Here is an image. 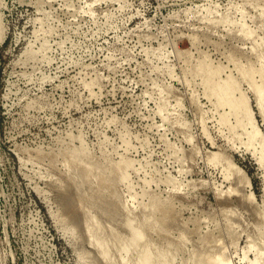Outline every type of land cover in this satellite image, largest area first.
<instances>
[{
	"label": "rangeland",
	"instance_id": "1",
	"mask_svg": "<svg viewBox=\"0 0 264 264\" xmlns=\"http://www.w3.org/2000/svg\"><path fill=\"white\" fill-rule=\"evenodd\" d=\"M0 25V264L107 263L85 191L174 264H264V0H0Z\"/></svg>",
	"mask_w": 264,
	"mask_h": 264
},
{
	"label": "bare ground",
	"instance_id": "2",
	"mask_svg": "<svg viewBox=\"0 0 264 264\" xmlns=\"http://www.w3.org/2000/svg\"><path fill=\"white\" fill-rule=\"evenodd\" d=\"M2 27L0 25V42L3 40V35H2ZM253 89V88H252ZM254 90V89H253ZM255 92V90H254ZM227 94H224V99H227ZM255 98L257 101H259V96H258V93H255ZM259 103V102H258ZM260 104V103H259ZM253 129L255 132H257V129L256 127L253 126ZM229 161V160H227ZM259 162L262 163L263 161L261 159H259ZM234 164V163H233ZM231 166V165H230ZM235 167V166H234ZM238 168V167H237ZM230 170H234L232 168H229V171ZM235 170H236V167H235ZM72 171V170H71ZM74 171V170H73ZM71 172L72 173V177L74 176L73 173L74 172ZM78 171V170H77ZM240 171V170H239ZM238 171V172H239ZM78 175L80 174V171H78ZM233 173V172H232ZM242 173V172H241ZM75 174V173H74ZM77 174V173H76ZM75 174V176H76ZM247 175V174H246ZM243 176H244V173H243ZM82 177V175H81ZM95 177V176H92V178ZM79 177H76V180L75 178H73L75 180V182H73V186L76 184V188H79L78 190H83L85 191V188H87V183L86 181H83V183L85 182L86 185H84L85 187L81 186V183H82V180H78ZM96 178V177H95ZM249 178V177H248ZM73 180V181H74ZM91 180V179H90ZM89 180V183H91ZM72 181V180H71ZM79 181L81 182L79 184L80 187L77 186V184L79 183ZM95 181V180H93ZM97 181V180H96ZM250 181V179H249ZM82 183V185H83ZM94 184H89L91 186H95V183L96 182H93ZM247 183V181H246ZM248 184V183H247ZM246 184V185H247ZM244 185V186H246ZM84 188V189H83ZM75 189V188H73ZM90 190V188L88 187L87 190ZM95 188H93V191H94ZM217 189V188H216ZM92 190V189H91ZM91 190L89 191L91 195ZM77 192L74 191L76 193V195H78L80 192ZM82 191V192H83ZM96 191V190H95ZM217 191H220V190H217ZM86 192L88 191H85L84 193H80L79 195L81 194H84L86 195ZM97 192V191H96ZM222 192V191H221ZM97 193L94 192V196L96 195ZM220 194V193H219ZM218 194V195H219ZM78 195V196H79ZM83 195V196H84ZM98 195V194H97ZM94 197L92 195V200L90 202V196H87L84 197L85 199L87 198L89 201H88V205H90V207L87 205V201L84 199L83 201H85L84 203H86V205L84 203H82V198L78 197L77 198H80L81 200L79 201L76 197V200H77V206H78V203H81L82 205V208H80L81 206L79 205V213L77 214L79 217H78V220H79V224L81 225V222L80 221H84V225L82 224V227L85 228V231L87 232L88 234V239H89V242L95 246L96 248H94L95 250L97 249V251L99 252V255L102 256V259H104L107 263L105 264H174L173 263V260H174V254L175 252H172L170 249H165V247L163 245H160L158 244L157 242L156 243H153L152 239H149V238H152V237H149V238H146V234H147V227H146V224L145 222H143V220H140L138 218V216L136 215V213L131 209L129 208V206H124L125 204H123L121 206V208H119L121 211H116L117 212H121L122 215L124 216V218H122L123 220H121V222L119 224H111V223H114L115 221L118 222L120 221V219L118 217H120V215L118 216L117 214V218H118V221H117V218L115 217L114 214H112L114 216V218L112 216L113 219H116L115 221L112 220V218L108 217L107 213L103 215L102 211H100L99 207L102 208L101 206H99V202H97L100 198L97 197ZM221 195V194H220ZM82 196V197H83ZM103 197V196H102ZM101 197V199H103ZM97 199V201H96ZM252 199V198H251ZM75 200V201H76ZM105 200V199H104ZM100 201V200H99ZM106 201V200H105ZM90 202V203H89ZM102 203V200L100 201ZM105 203V202H104ZM108 203V202H107ZM103 204V203H102ZM109 204V203H108ZM71 205V203H70ZM74 205V204H72ZM105 205H107L105 203ZM86 206V208H85ZM99 206V207H98ZM108 206V205H107ZM113 206V205H112ZM72 207V206H71ZM111 207V205H110ZM107 208V207H106ZM109 208V207H108ZM107 208V209H108ZM112 208V207H111ZM70 209V207H69ZM105 209V208H104ZM113 209V208H112ZM114 209V210H115ZM103 210V208H102ZM106 210V209H105ZM104 210V211H105ZM114 210H112L113 212H115ZM73 211V210H72ZM71 211V212H72ZM75 211L77 212V210L75 209ZM103 211V212H104ZM111 211V210H110ZM107 212V210H106ZM111 212V213H113ZM69 213V212H68ZM74 213V212H73ZM72 213V215H73ZM102 216V218H107L108 220L110 221H113V222H108L106 221L105 219V222L107 223V227H105L104 225H102L101 223V220L100 219ZM107 216V217H106ZM71 217V216H70ZM122 217V216H121ZM110 218V219H109ZM74 219V218H73ZM76 220V223H78ZM104 220V219H103ZM72 222V221H71ZM75 222V221H74ZM104 222V221H102ZM104 222V224L106 225V223ZM74 224V223H73ZM123 226H122V225ZM114 227H112V226ZM121 228H119L120 226ZM67 226V225H66ZM71 226V225H69ZM182 226V225H180ZM79 227V226H78ZM74 228V227H73ZM153 228V227H152ZM176 228V227H175ZM179 228V227H178ZM181 228V227H180ZM70 229H72V227H70ZM122 229V230H121ZM180 230V229H179ZM178 230V233H179V240L181 241H185L186 239H183L184 237H187V236H184L186 234L183 233V236H182V232H179ZM185 232V228L182 230ZM186 233V232H185ZM148 237V236H147ZM178 237V236H177ZM181 237V239H180ZM183 237V238H182ZM180 241V242H181ZM184 243V242H183ZM184 245V244H183ZM178 246V245H176ZM182 246V245H181ZM256 246V245H255ZM254 246V247H255ZM250 247H253V246H250ZM252 248V249H255V248ZM183 248V247H182ZM185 249V247H184ZM187 249V247H186ZM217 250V249H216ZM256 250V249H255ZM258 252H260L259 254H261L262 252L260 251V249H258ZM257 255H258V252ZM191 251V250H190ZM210 251V250H209ZM222 251V250H221ZM97 252V253H98ZM193 252V251H192ZM208 252V250H207ZM206 252V253H207ZM213 252V250H212ZM209 253V252H208ZM223 252H213V253H209L210 255H206L205 252L203 253L201 250L199 253H192L193 255V258L191 259V261L193 260L192 263L194 264H231V262H229L228 260H226L224 258V256L222 255ZM117 256L116 258L114 256ZM256 255V254H255ZM256 255V257L254 258L253 257V261L250 262V264H261L263 263L262 261H260V255L259 257ZM264 255V253H263ZM177 256V255H176ZM175 256V257H176ZM99 257V256H98ZM191 257V256H190ZM247 257V256H246ZM118 258V259H117ZM262 258V256H261ZM100 261H101V257H99ZM263 259V258H262ZM113 260L114 263H110L111 261ZM183 260V259H182ZM188 260V259H186ZM264 260V259H263ZM185 261V259H184ZM189 261V260H188ZM190 261V262H191ZM261 262V263H260ZM101 263V262H100ZM188 264V263H186Z\"/></svg>",
	"mask_w": 264,
	"mask_h": 264
},
{
	"label": "trees",
	"instance_id": "3",
	"mask_svg": "<svg viewBox=\"0 0 264 264\" xmlns=\"http://www.w3.org/2000/svg\"><path fill=\"white\" fill-rule=\"evenodd\" d=\"M245 169H247L246 167H245ZM247 171L249 172V174H250V170L249 169H247Z\"/></svg>",
	"mask_w": 264,
	"mask_h": 264
}]
</instances>
